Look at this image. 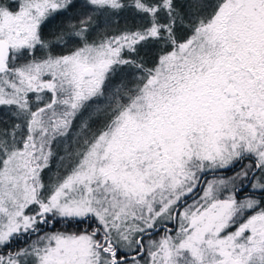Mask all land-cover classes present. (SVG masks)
Segmentation results:
<instances>
[{"label":"snow or ice","instance_id":"6c2138e0","mask_svg":"<svg viewBox=\"0 0 264 264\" xmlns=\"http://www.w3.org/2000/svg\"><path fill=\"white\" fill-rule=\"evenodd\" d=\"M0 264H264V0H0Z\"/></svg>","mask_w":264,"mask_h":264},{"label":"trees","instance_id":"16d2710c","mask_svg":"<svg viewBox=\"0 0 264 264\" xmlns=\"http://www.w3.org/2000/svg\"><path fill=\"white\" fill-rule=\"evenodd\" d=\"M178 2H179V0H178ZM121 23H122V21H121ZM53 168H55V166H54ZM231 174H232V173H229V174H227V175H231ZM211 178H212L211 175H209V176L207 177V179H211ZM57 227L62 228L63 226H62V225H57Z\"/></svg>","mask_w":264,"mask_h":264},{"label":"rangeland","instance_id":"374dc122","mask_svg":"<svg viewBox=\"0 0 264 264\" xmlns=\"http://www.w3.org/2000/svg\"><path fill=\"white\" fill-rule=\"evenodd\" d=\"M62 148H63V145H61V154H62ZM56 166V162L53 161V167Z\"/></svg>","mask_w":264,"mask_h":264},{"label":"water","instance_id":"95a60500","mask_svg":"<svg viewBox=\"0 0 264 264\" xmlns=\"http://www.w3.org/2000/svg\"><path fill=\"white\" fill-rule=\"evenodd\" d=\"M231 170H229L228 172H226V173H223L224 175H226L227 173H229ZM211 175V174H210Z\"/></svg>","mask_w":264,"mask_h":264},{"label":"flooded vegetation","instance_id":"af4514ba","mask_svg":"<svg viewBox=\"0 0 264 264\" xmlns=\"http://www.w3.org/2000/svg\"><path fill=\"white\" fill-rule=\"evenodd\" d=\"M229 173H232V170H231ZM229 173H227V174H229ZM227 174H226V175H227Z\"/></svg>","mask_w":264,"mask_h":264}]
</instances>
